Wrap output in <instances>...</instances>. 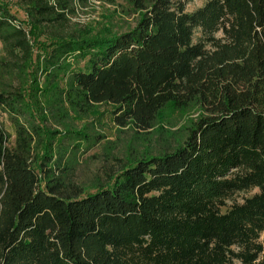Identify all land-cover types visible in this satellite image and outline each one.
<instances>
[{
    "label": "trees",
    "instance_id": "trees-1",
    "mask_svg": "<svg viewBox=\"0 0 264 264\" xmlns=\"http://www.w3.org/2000/svg\"><path fill=\"white\" fill-rule=\"evenodd\" d=\"M88 1L19 0L21 21L0 0L2 70L38 62V45L51 112L108 104L140 132L168 106L198 117L177 146L120 161L85 193L51 141L40 154L23 83L0 90L15 128L11 145L0 126V264H264V0H125L134 26L95 37L70 23ZM71 56L83 63L53 83Z\"/></svg>",
    "mask_w": 264,
    "mask_h": 264
},
{
    "label": "rangeland",
    "instance_id": "rangeland-1",
    "mask_svg": "<svg viewBox=\"0 0 264 264\" xmlns=\"http://www.w3.org/2000/svg\"><path fill=\"white\" fill-rule=\"evenodd\" d=\"M2 2L8 4L17 20H25L19 0ZM202 4L203 0H191L185 7L187 11H193ZM137 17L138 13L132 12L125 0H117L115 3L109 0H89L86 4L75 6L74 14L70 15V23L85 27L89 36L95 37L129 29L134 26ZM26 27L29 29V26ZM45 51L38 45L34 46V55L40 52L38 62L33 58V64L22 73L17 72L15 67L6 72L1 66V62L5 61V53L0 43V90H14V87L23 83L26 104L35 111L34 114L30 113L32 117L36 120L39 117L37 122L45 140L43 147H39L40 154L46 151V144L51 141L53 160L60 158L59 166L67 172V179L81 186L85 193L94 191L98 184L103 183L108 170H116L120 161H133L177 146L184 140L186 128L198 117L199 109L195 105L185 109L168 106L157 115L147 132H140L132 126H117L112 118V106L108 104L94 105L84 114H77L68 108L65 111L63 107L58 113L51 112L46 106L53 101L55 94L51 93L50 96L45 89L50 79L47 76L53 69L44 63ZM82 63V60L74 56L66 59L62 68L55 71L53 83L64 86L68 69ZM39 111L43 115L38 114ZM13 122L10 114L0 106V126L6 131L11 145L15 136ZM68 130L80 132L81 135H70ZM55 131L58 133L54 134ZM256 191L241 192L234 198L240 201L242 197Z\"/></svg>",
    "mask_w": 264,
    "mask_h": 264
}]
</instances>
